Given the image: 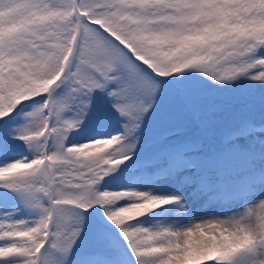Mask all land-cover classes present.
Listing matches in <instances>:
<instances>
[{
  "label": "snow or ice",
  "instance_id": "obj_1",
  "mask_svg": "<svg viewBox=\"0 0 264 264\" xmlns=\"http://www.w3.org/2000/svg\"><path fill=\"white\" fill-rule=\"evenodd\" d=\"M0 264H264V0H0Z\"/></svg>",
  "mask_w": 264,
  "mask_h": 264
}]
</instances>
